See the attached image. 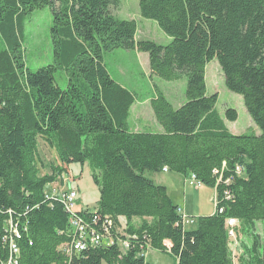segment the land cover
Listing matches in <instances>:
<instances>
[{
	"label": "trees",
	"instance_id": "1",
	"mask_svg": "<svg viewBox=\"0 0 264 264\" xmlns=\"http://www.w3.org/2000/svg\"><path fill=\"white\" fill-rule=\"evenodd\" d=\"M121 2L0 0V38L9 45L0 49V259L8 256L4 236L12 219L22 232L20 264H152L142 256L147 244L178 264H234L227 230V219L234 217L240 222L239 263L264 264L257 230L264 222V0H140L141 16L158 23L171 38L168 45L137 39V21L112 12ZM44 7L53 10L55 34L65 36L57 57L70 55L65 89L56 83L57 65L29 69L16 36V19ZM117 48L149 53L152 74L165 80L187 77L181 106L162 92L151 101L162 131L130 129L135 97L104 63L105 53ZM215 59L260 134L233 133L218 112L219 93L209 94L207 85V66ZM226 118L235 122L239 113L229 108ZM39 138L62 163L43 176ZM75 163L91 169L99 215L116 225L120 216L142 219L119 236L130 242L125 252L117 243L72 258L62 251L71 240L69 214L45 191L63 173L71 175L68 166ZM164 168L195 174L216 188L223 212L185 228L167 187L148 176ZM226 190L232 199H225ZM80 216L92 218L89 210Z\"/></svg>",
	"mask_w": 264,
	"mask_h": 264
},
{
	"label": "rangeland",
	"instance_id": "2",
	"mask_svg": "<svg viewBox=\"0 0 264 264\" xmlns=\"http://www.w3.org/2000/svg\"><path fill=\"white\" fill-rule=\"evenodd\" d=\"M111 9L120 19L137 21V39L151 40L162 45H168L171 42V38L162 31L156 21L141 16L140 0H122L119 8ZM15 23L16 36L21 44V50L29 69L36 72L44 66L57 65L56 83L63 89L67 88L70 75L65 67V58L70 55L64 56L63 54L57 57V47L60 48L62 42L65 41V36L63 32L56 35L53 30L55 16L52 8L36 9L16 19ZM7 45V41H4L1 37L0 49L7 48L9 46ZM59 52L62 54L60 49ZM104 63L112 78L128 89L135 97V103L131 107L128 120L130 129L133 132H160L163 130L151 105L152 99L156 97L158 92H162L175 107L180 106L187 100V77L184 75L179 80L168 81L152 74L149 53L117 48L105 53ZM207 85L209 94L219 93L217 110L226 121L229 129L236 132V134L251 133L255 132L256 128L259 129L246 108L243 96L227 88L224 73L216 59L207 66ZM229 108L238 111L239 118L237 121L227 120L226 110ZM39 152L40 176L51 173L52 165L62 164L57 152L47 146L40 138ZM68 167H71V175L63 173L52 186L59 185L60 189L71 187L78 190L79 199L86 205L87 202L97 201L100 198V191L93 180L90 167L87 164L77 163ZM174 175L176 174L173 172L148 174L155 181L168 185L170 190L173 191V199L177 201L180 185L179 183L175 186L171 185ZM65 182L66 184H64ZM69 183L71 186H69ZM182 185L185 186L184 181ZM195 226L196 224H190L188 227L193 228ZM257 230L263 235L264 241L263 221L258 222ZM152 256L160 259L163 264L175 263V258L168 253L154 250Z\"/></svg>",
	"mask_w": 264,
	"mask_h": 264
},
{
	"label": "built area",
	"instance_id": "3",
	"mask_svg": "<svg viewBox=\"0 0 264 264\" xmlns=\"http://www.w3.org/2000/svg\"><path fill=\"white\" fill-rule=\"evenodd\" d=\"M164 171L168 172L169 170L168 168H164ZM237 172L238 174L242 172V168L240 166H237ZM215 173H218V171H215ZM221 178L222 176L219 178V180ZM188 180L193 186L200 187L203 185V183L195 174H191ZM54 183L49 184L48 188L45 191V195L48 199L62 202L69 214L71 240L69 243H65L61 247L62 251L69 258H72L76 253L87 250L89 247H96L99 245L112 246L117 243L123 252L129 249V240L121 239L119 237L120 235L124 234L119 232L118 226L116 225L112 217H102L97 213V211L91 212L92 218L90 220H87L86 218L80 216V214L83 213L84 210L79 209L78 206V190L71 187L60 189L59 185L52 186L54 185ZM226 183H230V180H227ZM64 184H66V182ZM69 186H71L70 183ZM224 196L227 200L232 199V195L229 190H226L224 192ZM217 210H219L220 213L223 212V208L216 207V211ZM178 211L182 215L183 225L185 226V223L188 222V219L182 213L180 208L178 209ZM239 224L240 222L237 218L231 217L227 219V230L234 264L239 263V258L243 252L240 248L238 233ZM27 230L28 229H25V231ZM21 235L22 232L20 231L18 226L12 219H9L7 221L6 234L4 236V244L7 246L8 256L6 259H0V264H20L21 249L18 239L21 238ZM167 246L168 248L171 247L170 244H168ZM151 250L152 248L150 244H147V248L143 251L142 256L147 258L148 253Z\"/></svg>",
	"mask_w": 264,
	"mask_h": 264
},
{
	"label": "crops",
	"instance_id": "4",
	"mask_svg": "<svg viewBox=\"0 0 264 264\" xmlns=\"http://www.w3.org/2000/svg\"><path fill=\"white\" fill-rule=\"evenodd\" d=\"M230 131H232V130L230 129ZM232 132L236 134V132H234V131H232ZM255 132L257 134H260L259 133L260 131L257 128L255 129ZM161 173H167L168 174V173H171V172L170 171H168V172L163 171ZM175 174L176 175H174L171 185L175 186V184H177V183H179V185H180L179 186L180 187L179 188V196L177 197V201H175L173 199V194H172L173 191L170 190L168 185L163 184L161 182H157L154 179L153 180L157 184H162V185H165L167 187L170 197L179 206V208L181 209L182 213L188 219V222L185 223V228L192 229V228H189L188 226L190 224H193V225L196 224L198 217L211 216V215H214L216 213L217 190H216V188H213V187H210V186H206V185H202L200 187L193 186V185L190 184V182L188 180L189 177H184L181 174L177 175V173H175ZM183 181H184V184H185L184 187L182 185ZM99 199L97 201H94L93 203H88L87 202V205L84 204L83 202H81V200L79 199L78 200L79 209L84 210V211L85 210H89L91 212L96 211L97 208H98ZM141 223H142V219L141 218H134L131 221H128L126 217L120 216V217H118V225L117 226H118L119 232H121L122 234L125 235L127 233V228H128L129 225H133L135 227H138ZM165 243L167 245L171 244L169 241H166ZM153 251L154 250H151L148 253L147 259L149 260V262H151L152 264H163L160 259H158L157 257L152 256V252ZM174 260H175V263H171V264H178V261L176 259H174ZM238 264H241V263H238Z\"/></svg>",
	"mask_w": 264,
	"mask_h": 264
}]
</instances>
